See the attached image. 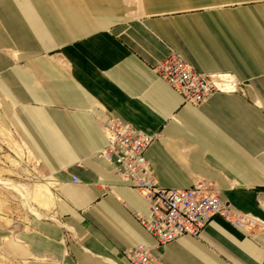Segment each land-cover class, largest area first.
Returning a JSON list of instances; mask_svg holds the SVG:
<instances>
[{
  "label": "crops",
  "instance_id": "crops-1",
  "mask_svg": "<svg viewBox=\"0 0 264 264\" xmlns=\"http://www.w3.org/2000/svg\"><path fill=\"white\" fill-rule=\"evenodd\" d=\"M172 53L243 92L187 104L155 71ZM0 118L54 184L35 192L50 213L0 226V264H130L138 245L163 264H264V0H0ZM113 119L158 135L159 186L213 183L259 224L215 217L158 246L147 201L99 155Z\"/></svg>",
  "mask_w": 264,
  "mask_h": 264
},
{
  "label": "built area",
  "instance_id": "built-area-1",
  "mask_svg": "<svg viewBox=\"0 0 264 264\" xmlns=\"http://www.w3.org/2000/svg\"><path fill=\"white\" fill-rule=\"evenodd\" d=\"M157 74L181 94L187 104L200 106L216 93L243 92L241 82L230 73L203 74L180 55L172 53L155 67ZM108 146L100 156L115 166L122 180L140 192L149 205L147 216L137 215L158 246L184 236H198L206 223L215 217L236 226L255 228L259 221L223 201L215 184L202 181L187 189L163 188L155 180L146 157L148 148L158 138L145 134L130 124L111 120L104 125ZM130 264H163L151 248L138 245L124 252Z\"/></svg>",
  "mask_w": 264,
  "mask_h": 264
},
{
  "label": "rangeland",
  "instance_id": "rangeland-1",
  "mask_svg": "<svg viewBox=\"0 0 264 264\" xmlns=\"http://www.w3.org/2000/svg\"><path fill=\"white\" fill-rule=\"evenodd\" d=\"M4 126L11 133L2 137L3 129L0 124V226L5 227L7 232L12 234L15 230L26 229L29 219L34 216L30 205L38 208L43 214L50 212L46 213L38 207V205L44 206L48 203L45 199L36 201L35 197L28 202L11 185H16L26 194L34 196L35 192H45L46 188L42 189L38 186L47 185L54 192V184L43 166L31 156L15 132L6 125Z\"/></svg>",
  "mask_w": 264,
  "mask_h": 264
},
{
  "label": "bare ground",
  "instance_id": "bare-ground-1",
  "mask_svg": "<svg viewBox=\"0 0 264 264\" xmlns=\"http://www.w3.org/2000/svg\"><path fill=\"white\" fill-rule=\"evenodd\" d=\"M8 185H11V184H8ZM11 186L15 187V191H16V192H19V194H20L21 196L25 197V199H27L28 202H29L30 200H33V199L35 198V195L33 196V195H30V194H26L25 192H23L22 190H20L19 188H17L16 185H11ZM29 205H30V204H29ZM30 207H32V206L30 205Z\"/></svg>",
  "mask_w": 264,
  "mask_h": 264
}]
</instances>
